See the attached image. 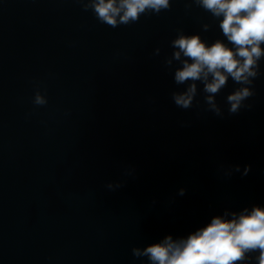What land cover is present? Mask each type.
Wrapping results in <instances>:
<instances>
[{
  "label": "clouds",
  "instance_id": "9594fccd",
  "mask_svg": "<svg viewBox=\"0 0 264 264\" xmlns=\"http://www.w3.org/2000/svg\"><path fill=\"white\" fill-rule=\"evenodd\" d=\"M191 3L218 19L227 43L216 39L209 44L198 34L182 32L171 41L172 56L165 63L171 66L173 60L180 61L181 66L174 71V82L187 85L184 91L173 92L172 100L180 108H191L199 81L207 94L209 110L222 115L214 96L227 87L231 78L240 87L227 95L226 102L229 113L236 114L245 107L244 101L255 94L252 85L260 75V61L264 59V0H191ZM171 6L170 0H91L90 4L98 20L113 28L135 23L143 14L158 15ZM88 7L85 5V10ZM203 28L207 31L209 25ZM34 103L42 106L47 101L37 93ZM250 167H245L244 174ZM132 252L137 258L147 257L149 264H244L249 254L256 252V264H264V207L213 216L210 223L186 238L173 240L169 235L143 251L133 248Z\"/></svg>",
  "mask_w": 264,
  "mask_h": 264
}]
</instances>
